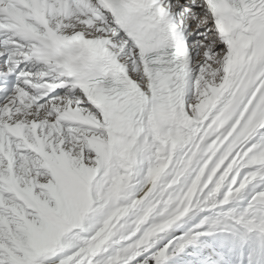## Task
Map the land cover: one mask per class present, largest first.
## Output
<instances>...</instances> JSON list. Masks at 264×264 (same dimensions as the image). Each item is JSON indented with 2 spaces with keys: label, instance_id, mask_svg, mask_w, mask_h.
<instances>
[{
  "label": "snow or ice",
  "instance_id": "snow-or-ice-1",
  "mask_svg": "<svg viewBox=\"0 0 264 264\" xmlns=\"http://www.w3.org/2000/svg\"><path fill=\"white\" fill-rule=\"evenodd\" d=\"M0 264H264V0H0Z\"/></svg>",
  "mask_w": 264,
  "mask_h": 264
}]
</instances>
